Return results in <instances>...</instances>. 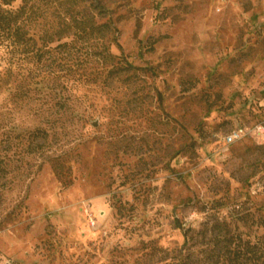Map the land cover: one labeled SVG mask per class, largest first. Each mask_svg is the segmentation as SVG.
Here are the masks:
<instances>
[{
	"label": "rangeland",
	"instance_id": "rangeland-1",
	"mask_svg": "<svg viewBox=\"0 0 264 264\" xmlns=\"http://www.w3.org/2000/svg\"><path fill=\"white\" fill-rule=\"evenodd\" d=\"M90 5L31 99L0 81V264H258L264 139L223 137L264 125V0Z\"/></svg>",
	"mask_w": 264,
	"mask_h": 264
},
{
	"label": "trees",
	"instance_id": "trees-1",
	"mask_svg": "<svg viewBox=\"0 0 264 264\" xmlns=\"http://www.w3.org/2000/svg\"><path fill=\"white\" fill-rule=\"evenodd\" d=\"M92 1L24 0L14 9L11 8L13 0H3L0 4V63L6 61V64L0 65V81L8 77L16 85V96L21 90L19 97L31 99L30 84H37L48 77H42L36 70L38 68L27 70V63L36 62L39 65L51 50L71 46L74 39L89 38L97 31L111 29L108 22L101 25L96 23V15L90 11ZM94 7L97 14H103L100 5ZM50 22L57 26L56 31H38L39 25ZM53 107L65 111L71 107V101L60 98ZM245 250V246L231 249L233 261L240 264L245 257ZM248 253L251 259L257 251L250 247ZM258 264H264V251L258 256Z\"/></svg>",
	"mask_w": 264,
	"mask_h": 264
},
{
	"label": "built area",
	"instance_id": "built-area-1",
	"mask_svg": "<svg viewBox=\"0 0 264 264\" xmlns=\"http://www.w3.org/2000/svg\"><path fill=\"white\" fill-rule=\"evenodd\" d=\"M261 136L264 139V125L257 124L256 126H242L238 127L223 137L224 143L234 145L242 142L245 138Z\"/></svg>",
	"mask_w": 264,
	"mask_h": 264
}]
</instances>
